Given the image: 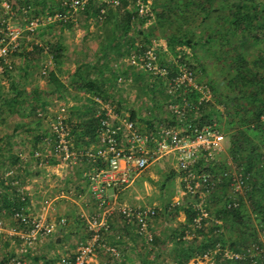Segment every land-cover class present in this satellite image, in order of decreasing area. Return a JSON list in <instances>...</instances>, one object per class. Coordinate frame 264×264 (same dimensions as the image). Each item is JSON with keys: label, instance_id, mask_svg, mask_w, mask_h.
Returning <instances> with one entry per match:
<instances>
[{"label": "trees", "instance_id": "16d2710c", "mask_svg": "<svg viewBox=\"0 0 264 264\" xmlns=\"http://www.w3.org/2000/svg\"><path fill=\"white\" fill-rule=\"evenodd\" d=\"M50 1L51 10L43 14L44 16L57 11L64 12L62 0ZM142 2L147 8L144 13H140V6L136 0H123L118 7H108L105 13L101 12L102 7L94 0L87 4L86 9L80 14H83L86 20L96 21L97 31L93 32V35L97 46L91 56L88 55L86 59L77 62L74 71L69 72L70 83L60 77L58 68L66 59L65 45L57 39L47 43H35L34 40H28L25 35L19 50L14 53V57H20L27 65L25 69L20 68L22 71L20 77L26 86L32 84L30 79L36 70L43 66L44 57L47 55L52 57L58 69H50L47 75L42 73V76L46 77L54 91L61 95H65L64 92L72 86L70 92L74 99L81 103L71 106L69 116L66 118L70 129L69 138L75 150L87 149L99 143L101 120L107 117L106 105L112 106L120 116H126L120 113L123 106L129 108L123 96L117 95L120 88H117L116 84L120 82H137L141 85V94L150 102L145 106L150 110L148 114L138 117L137 111L130 109L129 116L139 124L144 122L151 129H155L157 120L165 122L171 119L169 124H177L175 117L168 110L171 99L180 102L182 96L186 95L193 101V105H196L197 99L201 96L198 90L186 93L179 90L171 96L166 91L164 77L153 76L131 63L132 55L145 53L152 46L154 39H163L166 48L158 46L157 56L160 65L168 70L167 76L176 74L178 70L176 62L179 61L194 70L197 82L207 86L211 92L209 101L190 112L194 122L218 121L229 139V157L251 175L248 181L250 188L244 197H240V206L237 208H229L224 201L228 193V181L224 179L218 185L206 205L210 217H203L200 228H195L197 212L192 206H185L186 222L181 228L171 232L172 245L169 249L163 250L167 249L169 264H189L192 259L203 257L206 251L218 247V252L212 253L208 264L212 262L249 264L252 257L248 249L256 244L260 249L264 248V240L261 239L264 233V0H142ZM35 3L44 8L47 0H34V3L31 0H18L17 5L28 8L36 5ZM14 8H18L16 4ZM1 13L0 26L4 25ZM20 14L22 15V11ZM33 14L41 13L34 10ZM71 21L59 19L48 23V26L62 30L65 24L72 23ZM187 49L190 50V55L186 53ZM127 58L128 60H125ZM15 71L14 62V69L6 68L4 75L10 77ZM15 83L13 81L11 84L14 95L5 103L10 106L11 112H16L17 105L22 104L27 108V112L24 110V114L21 113L22 116L33 117L40 124L39 134H36L30 152V160L35 162V166L42 159L50 165L60 164L62 159L55 155L42 159L35 157V152H42L44 150L42 145L50 142L48 139L56 141V133L52 130L51 123L58 117L59 112L52 115L48 119V127H44L42 116H47L48 102L41 99L42 90L34 87L28 92L26 86ZM163 108L169 112L166 118L160 115ZM195 112L198 114L195 115ZM84 158L89 167L87 170L93 165H104L103 160L94 162L88 161L85 156ZM22 160L21 165L27 170L29 160L25 158ZM19 161V156H13V163ZM225 167L224 161H205L202 158L197 166L202 171L214 173H220ZM39 169L42 170L41 167ZM7 171L11 169L2 171L3 175ZM11 180L9 184L2 186L7 191L0 187L2 190L0 215L13 218L15 210L29 211L28 197L22 199L18 186ZM8 190L13 194L10 199L6 198ZM219 192L223 193L224 198L220 197ZM182 206H176L177 210L179 211ZM14 221L19 225L15 219ZM125 227L127 231L131 230L126 222ZM135 234L140 237L136 231ZM120 238L124 241L128 237L124 235ZM159 243L160 238L155 235L150 248L155 245V251L158 250ZM8 245L9 241H0V248ZM113 245L117 246L115 243ZM260 251H255L257 254L255 258H259V263L264 264V256L260 257ZM76 252L77 250L72 256L56 257L54 264H58L64 258H74ZM161 253L158 252L157 256H161ZM236 253L243 255V258L232 256ZM121 256H124L122 250L120 258ZM13 258H17L14 253L0 256V264H10ZM35 260L39 261L40 257L36 256ZM21 262L20 260V264ZM150 262L149 259H144L142 264H151Z\"/></svg>", "mask_w": 264, "mask_h": 264}, {"label": "built area", "instance_id": "2783aa9c", "mask_svg": "<svg viewBox=\"0 0 264 264\" xmlns=\"http://www.w3.org/2000/svg\"><path fill=\"white\" fill-rule=\"evenodd\" d=\"M90 1L62 0L64 12L57 11L47 16L29 14L31 13L30 7L24 8L21 17L24 24L17 25L11 22V19L17 15L14 4L9 0H0V12H2V23H4L0 26V73L4 74L6 68L14 69V53L19 50L21 40L25 35L28 40L40 43L36 35L41 26L59 19L66 22L73 20L74 15L85 10ZM94 1L102 7L101 12L105 13L108 7H118L123 0ZM136 2L140 6V13H144L147 9L145 4L142 0H136ZM158 46L166 48V43L162 39H154L152 46L145 53L130 57L131 63L153 76L164 77L166 91L171 96H174L179 90L186 93L196 89L201 92L196 105H193V101L186 95L182 96L180 102L174 99L169 101L168 110L175 117L177 124H169L170 119L155 124V129L147 130L142 128L139 122L132 120L129 115L122 117L114 111L112 106L106 105L107 117L101 120V130L98 134L99 143L91 145L87 149L75 150L73 142L69 138L70 129L66 122L67 117L59 113L51 123V128L56 133V141L48 139L50 141L48 143L51 144V155L62 159L61 163H76L79 158L84 156L88 161H104L103 166L93 165L90 170L85 171V176L88 177L87 187L97 207L90 214L85 211L80 213V216L88 224V239L79 244L74 258H64L58 264H95L99 250L105 251L115 259H120L121 250L107 240V233L111 232L112 227L110 216L115 212V208L126 224L132 225L137 234L147 243H152L155 236L152 222L158 214L159 208L120 203L116 198V190L128 187L137 175L170 155H173L178 162L183 185L179 191L180 196L171 206L183 205L187 200V206H192L197 212L195 228L202 226L203 217H210L206 205L224 179L229 183L228 193L224 198L229 208L239 207L240 197H244L250 188L248 184L250 173L243 166L236 164L229 156L224 161L225 169L220 173L202 171L197 168L201 158L205 161H219V154L226 151L225 133L221 124L216 120L207 123L194 122L190 112L199 109L200 105L209 101L211 92L207 86H202L197 82L194 70L179 61L176 62L178 66L176 74L167 76L168 70L159 63ZM42 73H48L46 65ZM120 81H122L121 78ZM62 109L64 110V107ZM195 113V115L198 114V112ZM48 155H43L39 151L35 152L37 159ZM24 158L28 159L27 156ZM49 165L42 159L37 162L36 167L45 168ZM10 180L18 186L22 199H25L26 194L21 186V181L18 177L13 176L12 170L0 176V187L3 184H9ZM110 190L113 191L112 194H110ZM70 194L82 196L81 192H76L72 187L67 193L62 191L60 196L68 197ZM56 199L57 197L45 200L39 214L34 215L24 209L15 210L13 218L19 223L16 228H6L3 220L0 219V236H16L24 247L36 246L52 236L56 230V223L50 221L48 213ZM67 220L63 217L60 224L66 225ZM261 239L264 240V233ZM218 250L219 247L208 250L203 257L199 258L210 261L212 253H216ZM257 250H261L260 257L264 256V248L260 249L258 244L253 245L248 249V253L252 257L249 264H262L259 263V258H255ZM232 256L243 258V255L239 253ZM10 264H20V261L13 258Z\"/></svg>", "mask_w": 264, "mask_h": 264}, {"label": "rangeland", "instance_id": "374dc122", "mask_svg": "<svg viewBox=\"0 0 264 264\" xmlns=\"http://www.w3.org/2000/svg\"><path fill=\"white\" fill-rule=\"evenodd\" d=\"M13 4H16L17 9L14 8L17 13L16 17L11 19V22L20 25L24 24L22 20L21 11L25 8L21 5H17L18 0H9ZM34 3V0H31ZM36 4V3H35ZM51 1L47 0L46 6L43 8L40 4H36L30 7L31 13L33 14L34 10H39L43 15L47 12H50ZM21 6V7H20ZM56 6V5H55ZM40 14V15H41ZM72 23H66L62 30L58 28H51L48 25H43L40 28L39 33H37L36 38L40 43H47L57 40H60L66 47V59L64 64H61L59 68L60 77L67 83H70L69 72L74 71L76 68L77 62L86 59V55L92 53V51L97 46L96 39L93 33L89 32L91 36H88L86 40L83 39L85 34L86 27L92 28L95 27L96 21L94 19L86 20L83 14L74 15ZM65 29V30H64ZM85 37V36H84ZM163 42H165L163 40ZM166 43V42H165ZM68 53V54H67ZM186 53L190 55V50L187 49ZM84 57L83 59H81ZM90 57V56H89ZM164 58V57H163ZM125 60H128L125 59ZM161 63L162 58H160ZM42 67H39L33 77V82L35 85L28 84L27 87H38L42 90L41 99L45 102H48L47 105V116H42L44 118V127H48V119L52 117L56 112L64 114L68 117L70 112V107L81 102L76 101L70 92L71 88L64 92L65 95H61L59 92L54 91V87L48 82L46 77L42 76V71L45 65L50 69H58L57 64L53 61L52 57L47 55L42 61ZM12 76L7 77L4 74L0 73V121L11 122L16 119H23L21 113L11 112L10 106L5 103L6 100L10 99L14 93L12 91L11 84L13 79L17 77V71L13 72ZM47 75V74H43ZM145 80V79H144ZM116 87L120 88L117 92V95H122L128 105L137 108H141L142 115L148 114L150 108L145 106L148 103V99L144 94H141L140 87L137 82H125L123 81ZM27 90V88H26ZM45 91V93H44ZM82 94V93H81ZM83 95V94H82ZM147 103V104H146ZM3 105H5L3 107ZM64 107V110L62 109ZM129 108L124 107L120 108V113L122 115H129ZM63 110V111H62ZM163 117L168 116V110L163 108L160 110ZM129 113V114H128ZM42 115V113L40 114ZM77 120V119H76ZM161 123V121H158ZM141 127L147 130H151L150 126L141 122ZM32 141L29 142H0V150L5 151V154L0 156V168H3L4 171L11 169L13 171V176H18L20 179L21 186L24 189V193L27 197H31L34 200V204L37 206V211L42 208V204L47 199L57 197L60 199V194L62 191H69L72 187L76 192H81L83 196L87 192H83V185L86 186L85 181L78 177V170L85 167L87 161L84 157L78 159L75 163H60L57 165H49L45 168H42V172H37L38 168L35 166V162L30 159V150ZM224 146L226 151L219 154V162H223L228 157V146L229 139L225 135ZM44 150L42 151L43 155H51V144L44 143L42 145ZM11 149V150H9ZM22 149L23 156H27L29 160L28 171L17 163H13V155H17L16 151ZM14 151V153H13ZM53 158V157H52ZM56 169H54V168ZM2 169H0L1 171ZM41 170V169H40ZM85 171L87 169H84ZM39 175V176H37ZM1 176V174H0ZM182 174L178 167V162L173 155L163 158L162 160L151 165L141 174L137 175L133 182L124 188H119L118 190L120 195L118 196V201L120 203H127L131 205H145L149 207L159 208V212L156 217L153 219L152 228L154 234L160 238V243L158 245V250L155 251V245L151 249V244H146L145 240L137 237L134 231V227H131L130 231H127L125 227V221L122 216L115 212L111 216L112 230L107 234V240L110 243L117 244V247L123 251L124 256H121L120 260L115 259L110 256L105 251H99L96 255L95 264H142L144 259H149L154 264H169V256L167 249L171 247L170 234L174 229H179L186 222V213L184 207L187 206L188 201H184L183 206L178 211L176 206L172 207V203L180 196V190L182 189ZM86 180V178H85ZM84 182V183H83ZM78 183V188L77 184ZM81 186V187H80ZM5 191V187H1ZM117 190V191H118ZM122 190V191H121ZM112 192V190L110 191ZM220 197H223V193L219 192ZM79 196L70 194L69 198H75ZM86 198L90 201V194H86ZM92 201H90L91 203ZM58 205V202H57ZM180 206V205H179ZM53 207V206H52ZM66 207V205L64 206ZM74 206H68L63 208L62 206H56V212L53 213L54 220L60 218H67V223L64 225L66 236H63L61 231H59L58 222L56 223L55 233L44 239L41 243L35 247H28L25 250V247L22 246L21 242L14 238L11 239V236L2 235L0 236V241H9L8 247L3 246L0 248V256L5 254H15L17 261H22L21 264H54L58 256H72L77 250L79 242L86 241L89 236L88 224L84 218L81 220L80 210L74 213ZM96 205L91 207H84L86 213L90 214L96 210ZM52 211V209H50ZM89 210V211H88ZM35 215V214H34ZM52 215V214H51ZM74 217H80L79 221H76ZM0 219L3 220L4 226L6 228H16L18 225L14 222V219L7 217L6 215H0ZM59 221V220H58ZM126 235L124 241H121L122 238ZM120 236V237H118ZM190 237V235H189ZM63 240V241H61ZM4 243V242H3ZM36 248V249H35ZM167 248L166 250H163ZM155 251V252H154ZM158 252H162L157 256ZM127 255V256H126ZM39 256L40 260L36 261L35 257ZM150 262V263H151ZM151 263V264H152ZM209 261L202 260L199 257L192 259L189 264H208ZM213 263V262H212ZM211 263V264H212Z\"/></svg>", "mask_w": 264, "mask_h": 264}, {"label": "crops", "instance_id": "0c3cea01", "mask_svg": "<svg viewBox=\"0 0 264 264\" xmlns=\"http://www.w3.org/2000/svg\"><path fill=\"white\" fill-rule=\"evenodd\" d=\"M85 29V34L83 35V39H81V40H86L87 39V37L88 36H91L90 35V33L89 32H91V33H93V32H95V31H97V27L95 26V27H92V28H89V27H86V28H84ZM65 30V29H64ZM85 36V37H84ZM163 40V39H162ZM67 52V51H66ZM65 52V53H66ZM68 54V53H67ZM88 55H92L91 53H89ZM88 55H86V56H88ZM67 58V57H66ZM84 57H82V59H83ZM13 60H14V62H15V66H16V71H17V77H16V79L14 78V81L16 82L15 84H18V83H20L21 85H24V86H26V83H25V81H23L22 79H21V77H20V73L22 72L21 71V69L20 68H23L24 67V69L27 67V65H25V63L23 62V60L20 58V57H14L13 58ZM34 77V76H33ZM30 81H32V84L31 85H35L34 84V82H33V78H31L30 79ZM19 85V84H18ZM26 88H27V91L29 92V91H31V89L32 88H34V87H32V88H30V87H27L26 86ZM5 105H3V107H4ZM28 106V105H27ZM6 107V106H5ZM130 109H135L136 111H137V115H138V117H142V110H141V108H137L136 106L134 107L133 106V108L131 107V106H129V112H130ZM16 112L18 113H23L24 114V110L27 112V108L25 107V106H23L22 104H19V105H17V108H16ZM129 114V113H128ZM129 115H131V112H130V114ZM40 124H39V121L38 120H36V119H34L33 117H25L24 116V118L23 119H16V120H13V121H11V122H8V121H4L3 122V119L0 121V142H22V141H24V142H29V141H32V145H31V148L33 149V143H34V141H35V138H36V134H39V131H40V126H39ZM44 126V125H43ZM32 149L30 150V152H32ZM9 150H11V149H9ZM22 149H19V151H16V153H17V155H11V156H19L20 157V161L17 163L18 165L20 164L21 165V163L23 164V158H24V156H23V154H22V151H21ZM13 153H14V151H13ZM2 154H5V151H2V150H0V156H2ZM57 165V164H56ZM52 166V165H51ZM29 168V167H28ZM54 168V167H53ZM87 168H89L88 167V164H86L85 165V167H83V168H81V169H79L78 170V173H77V175H78V177L79 178H81L82 179V181L84 180L85 181V183H86V186H84L83 185V192H87V193H85V195L83 196V194H82V196L80 197V198H78V197H75V198H69V196L68 197H60V199L58 198V199H56L55 201H54V203H53V207L51 208L52 210H54V211H52V212H50L49 211V213H48V218L50 219V221H53V222H55V223H57L58 222V225H59V231H61V233H62V235L63 236H66V232H65V227L64 226H61L60 225V219H56V221L54 220V217H53V213H55L56 212V206H58V205H60V206H62L63 208H66V207H68V206H74V213L75 212H77L78 210H84V207H87V209H88V207H91V206H95L96 205V203H95V201L92 199V196H91V194H90V191L88 190V177L87 176H85V170L84 169H87ZM0 169H2L1 170V175H3V173L4 172H2V171H4V169L3 168H0ZM55 169V168H54ZM29 169H27V171H28ZM56 170V169H55ZM87 171V170H86ZM37 172H42V170H40L39 168H38V170H37ZM37 176H39V175H37ZM85 178H86V180H85ZM84 183V182H83ZM75 185H77V187H78V183L77 184H75ZM81 187V186H80ZM79 188V187H78ZM10 189H12V188H10ZM80 189V188H79ZM126 188H124V189H122V190H125ZM3 190V189H2ZM1 190V191H2ZM118 190V189H117ZM116 190V193H117V196H116V198L118 199V196L120 195V193H119V191L120 190H118L117 191ZM121 190V191H122ZM5 191H7V190H5ZM9 191V190H8ZM111 191V190H110ZM109 191V192H110ZM113 192V191H112ZM112 192H110V194H112ZM86 194H90V201H92L91 203H90V201H89V199H87L86 198ZM6 198H8V199H10L11 197H12V192H11V190L9 191V192H6ZM3 198H4V196H3ZM57 202H58V205H57ZM66 205V207H64ZM28 211L30 212V213H32V214H39L40 212H41V209H39V211H37V206L34 204V200L33 199H31V197H28ZM89 211V210H88ZM52 214V215H51ZM80 214V213H79ZM112 216V215H111ZM111 216H110V219H111ZM11 219H12V217H11ZM74 219L76 220V221H79L80 220V217H74ZM59 220V221H58ZM83 219H82V217H81V220L80 221H82ZM85 220V219H84ZM15 222V221H14ZM11 239H14V238H16V239H18V237H16V236H12V237H10ZM19 240V239H18ZM20 241V240H19ZM61 241H63V240H61ZM24 247V246H23ZM28 247L27 246H25V250L27 249ZM36 249V248H35Z\"/></svg>", "mask_w": 264, "mask_h": 264}]
</instances>
